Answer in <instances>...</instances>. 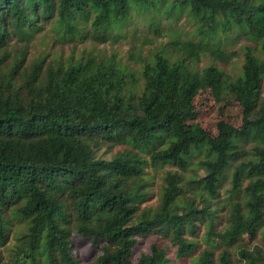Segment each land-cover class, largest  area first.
<instances>
[{"label":"trees","instance_id":"obj_1","mask_svg":"<svg viewBox=\"0 0 264 264\" xmlns=\"http://www.w3.org/2000/svg\"><path fill=\"white\" fill-rule=\"evenodd\" d=\"M133 9L196 24L193 37L173 43L175 56L158 52L144 62L142 91L128 87L133 78L115 61L71 57L43 72V58L25 69L29 42L47 25L61 42L84 40V26L113 30ZM231 33L250 44L241 74L226 81L242 95L244 117L240 127L220 121L213 135L196 122L195 99L222 72L199 64L209 52L229 63L235 53L221 44ZM13 40L26 44L17 55L8 50ZM257 51L264 57V0H0V264H180L156 244L133 258L139 238L158 230L172 235L176 260L235 264L234 251L243 264H264L260 247L243 244L264 240V118H252L264 80ZM100 142L128 148L99 159ZM144 155L178 171L167 173L159 205L140 211ZM179 171L191 173L188 202ZM220 200L230 211L217 231L222 218L212 206ZM202 225L210 248L193 256L199 244L185 235ZM77 235L86 251L76 252Z\"/></svg>","mask_w":264,"mask_h":264},{"label":"rangeland","instance_id":"obj_2","mask_svg":"<svg viewBox=\"0 0 264 264\" xmlns=\"http://www.w3.org/2000/svg\"><path fill=\"white\" fill-rule=\"evenodd\" d=\"M177 18L175 20L170 19V16L164 14L158 16L156 10L148 13L146 11H136L133 9L129 18L122 25L113 30L98 32L90 23L84 26L86 33L84 40L77 39L64 42H61L51 26L47 25L43 31L36 33L34 38L29 42V63L25 66V69L31 71L33 63L43 58L47 59L43 66V72H45L48 64H55L58 61L64 63L71 57H73L75 61H81L89 57H93L97 61L104 63L115 61L132 76L133 79L130 80L128 87L133 89L136 94L144 88V80L141 75V67L144 62L149 60V57L151 59L153 57L152 55L158 52H164L168 56H175L177 51L174 49L173 43L179 40L180 42L185 41L193 37L196 28L193 19L188 15ZM16 42L14 40L11 41L9 48L7 47L12 55H17L21 50L26 48L25 43ZM248 44L249 42L241 35L238 36L236 33H231V36L229 38H224L221 44V48L226 54L232 55L235 53V55L230 58L229 63L215 60V57L213 56L214 58H212L209 52L210 55L203 58L199 64L200 69L213 64L220 68L222 72L221 77H217L212 82L203 85L195 99V105L199 111V117L196 122L213 135L217 134V124L220 121L227 122L235 127H240L242 125L244 117L243 97L238 93L230 94L226 87V81L229 79L234 80L241 74L246 61L244 47ZM257 54L264 58L262 52L257 51ZM30 61L32 62L30 63ZM6 64H10V60L4 65ZM43 77L45 79L46 75H43ZM252 118L254 120L264 118V80L259 94V101L252 114ZM126 148L128 147H118L108 142H100L96 149V156L99 159L111 160L118 153L125 151ZM144 156L149 164L146 167L145 188L143 189L146 193V197L144 202L139 206L140 211L147 208L154 209L159 205L160 190L165 185L167 173L170 171H178L175 167L152 165L149 161V156ZM198 161L199 157L195 158L194 163ZM179 172L182 173V171ZM182 174L184 175L182 184L185 186V198H181V201L185 200L188 202L192 197L190 194V187L187 186L186 182L190 178L191 173L187 172ZM199 175L202 177L204 173L200 171ZM230 187L231 182L228 177L223 190H221V197L226 196L225 189H229ZM223 203L225 202L220 200L219 205L216 204L212 206V209H217L218 214L222 218V222L216 225L217 231H220L225 226L224 217L230 211V207L221 210ZM199 206L200 209H202V204H199ZM158 231L159 232H148L139 238V244L134 250L133 258H137L142 251H148L153 244H156L160 249L165 250L166 256L174 262L191 264L190 257L176 260L175 255L177 253V246L174 244L172 235L167 231ZM205 232V225H202L199 226L196 232L187 233L185 235L186 238L194 240L199 244V248L194 252L193 256L199 255L204 248H210L204 240ZM75 244L79 245V249L76 250L77 253L80 252L81 249L82 251H86L89 248V245L79 235L75 236ZM243 244L251 250L260 247L264 252V240L260 235L255 237L247 236ZM15 245L16 242L10 239L8 246L15 247ZM221 250L222 249L214 250L216 256H219ZM233 254L235 264H243L239 261L234 251ZM79 257L82 258V256ZM92 261L93 260H86L84 263L91 264ZM84 263L82 261V264Z\"/></svg>","mask_w":264,"mask_h":264}]
</instances>
